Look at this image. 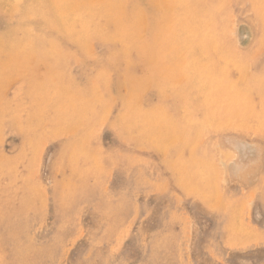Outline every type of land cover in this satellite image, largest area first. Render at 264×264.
<instances>
[{"label":"rangeland","instance_id":"rangeland-1","mask_svg":"<svg viewBox=\"0 0 264 264\" xmlns=\"http://www.w3.org/2000/svg\"><path fill=\"white\" fill-rule=\"evenodd\" d=\"M141 1L143 11L144 2L157 4ZM179 1L178 13L186 9L194 19L214 0ZM217 1L209 58L174 63L176 81L165 93L151 83L156 73L133 67L135 48H126L133 59L123 66L139 71L143 83L136 95L132 82L112 89L119 75L101 64L106 45L96 35L84 47L37 44L36 22L49 27L44 10L73 20L69 36L81 9L101 0L33 3L24 30L30 44L17 47L25 63L20 71L4 65L0 75V108L18 111L0 116V264H264V18L254 0ZM19 3L0 0V29L15 24ZM141 14L144 37L148 18ZM165 37L164 50H181L172 33ZM9 55L0 52L2 61ZM45 67L57 79L44 87L24 75ZM184 67L207 74L185 79ZM60 80L67 83H54ZM46 88L60 94L58 102L73 96L67 111L80 109L90 125L65 127L53 108L63 112V103L54 104L58 95ZM204 117V128L189 125ZM163 118L167 126L155 125ZM156 132L168 134L158 143ZM190 167L204 174L190 177Z\"/></svg>","mask_w":264,"mask_h":264},{"label":"bare ground","instance_id":"bare-ground-1","mask_svg":"<svg viewBox=\"0 0 264 264\" xmlns=\"http://www.w3.org/2000/svg\"><path fill=\"white\" fill-rule=\"evenodd\" d=\"M35 1L22 0V3H19L17 6L18 17L16 18L15 21H13L15 24L12 27H5L0 29V52L2 50H5L7 54H10L9 56H7L8 59L5 61H2L0 58V75L3 72V67H5L4 65H9L11 68L13 67L17 69L16 71H20L21 65H24L25 63L26 55H24L23 51L18 50L17 47L22 42H26L27 45L30 44L29 41H25L26 38L24 36V30L27 28L25 26V22L29 19L30 17L29 12L32 8H34V4L38 8H41L42 6L39 2L36 3ZM42 1H49V0H42ZM156 1H157L156 5H151L150 1L147 3L144 2L145 10L143 11V9H140V7H138L137 5L138 3L142 2L141 0H131V1L126 0V2H124L122 5L118 3L120 7L117 5L115 0H101L100 2L101 5L98 8H96L92 4V7L89 6L87 8L81 9L79 14H77V16L79 15L77 17V20L75 21L78 23L77 24L78 29L74 34L71 32L69 36L65 35V33L68 29L70 30L73 20L59 17L58 14L56 13H52L50 16L47 13V11L44 10L42 12V14H45L43 15L44 22L45 25L49 27L44 28L43 25H40L43 22L42 20H40L39 24L38 22H36L37 23L35 25L36 27H33V29L35 30V34L37 35L36 38L38 41L37 44L41 45L40 47H44L48 43L52 42L53 45L54 41L61 40L62 42H67L70 45L77 44L79 46L84 47L83 45L84 38H86V36H88L89 34L96 35L102 42V45L104 44L103 45L104 47L106 45V48L103 51V55L108 62L106 63L101 62V64L103 65V67L111 68L112 73H117L119 75L116 82L112 86V89H119L122 85H124L125 87H129L130 83L132 82L134 87L133 88L134 95H136L138 93V89L143 86L142 81L137 79L140 77V73L139 71H137L136 74H133L131 72L132 69H130V67L123 66V62L126 61L124 60L126 58L133 59V57H129L128 54L126 53L127 52L126 48H135L134 49L136 54L135 59L133 60V62L130 63L133 64V67H140V71L143 74H145L146 72L156 73L157 77L151 83L156 86L160 94L165 93L168 88L173 86L174 81H176L175 79L177 77V74H176V68H174L173 65L174 63L178 62L180 65L193 63L194 65L196 64L195 66H197V61L201 59L207 60L209 58L210 55V51H208L209 42L212 41V38L217 39L214 33L208 30L209 25L213 27L212 25L213 19L211 18L210 10L211 8L214 9V6L218 4V1L214 0L212 2H207V6L204 7L205 9H203L201 13H198L197 14L198 17H195L194 19L189 17L193 13L189 12L186 9L178 13L177 9L181 6L179 0L177 1L153 0L152 2L154 3ZM254 9L259 16L264 18V0H254ZM34 12L40 13V10ZM143 12L145 18H148L146 22L147 23L146 34L144 37L143 35H140V31H139L141 26H143V15L141 14ZM61 14L62 13H60V15ZM162 14L168 16L166 17L167 19L166 22H168L166 26L162 23L163 21ZM9 25L10 24H8L7 26ZM45 31L46 32L50 31L53 34L52 39L40 38L41 34L44 33ZM168 32L172 33L173 35V38L171 39V43L178 44V47L179 46L181 47V50L178 49L176 53H170L164 50V45L166 44L165 34ZM195 34L197 36L193 37V35ZM144 46H147L148 49H145ZM198 50L199 52H197ZM223 62H224L223 60H220V63L223 66H225ZM27 70L30 72V74L31 72H35V69H33L30 66H27ZM40 71H41L39 72L40 74L37 75L36 77H31L28 73H25L24 75L27 76L29 80H32L35 86H40V87L45 86L44 82L50 83L52 75H54V77L57 79L56 75L53 73L50 67L41 68ZM180 72L182 75H184L185 79H189V80L193 79V81L202 80L207 74L206 71H204L201 68L199 69V67H194L192 69L184 67V69L182 68ZM1 76H4V74H2ZM66 80L63 81L60 80L59 82H54V83H58V85L63 86L64 84L67 83ZM48 87L50 86L48 85ZM198 87L196 86V88ZM51 91H54V94L58 95L57 101L54 103L57 104V102L59 101L60 94H58V92H56L54 89L52 90L48 88H46L45 94L48 95ZM185 95L187 94L185 93ZM70 97L71 98L69 100L62 98V102H58V103H63L61 106L63 112H61L57 108V106L53 107L56 113V119L63 120L66 118L65 127H71L72 125L79 123L81 124V129H82L85 126L90 125L91 123L90 120L89 121L82 120V116H81L82 113L80 109H77L72 105L73 109L67 111L68 106L71 105V101H72L71 99L73 98V96ZM188 102H189L188 99H186L185 103ZM11 107L0 108V116L9 115L13 112H18V111H14V109H12ZM97 111L98 110L96 109L94 110V112L90 111V113L95 114ZM35 112L36 110H33L34 114ZM209 116L210 115H206V117ZM77 117H78V121L76 120ZM206 117L198 121H194L193 119H191L189 125L191 127L193 125L202 126V124H204L203 120ZM167 122L168 119L163 118L161 120H157L155 125H159V124L163 125L164 123V125L167 126L166 124ZM170 124L172 125L171 122ZM149 125L150 126L147 128V131L152 130L151 126H153L154 124L153 122H151V124ZM81 129L79 130L80 132ZM148 134L151 135L152 133H148ZM167 134L168 133L163 134L156 132L151 137L154 141L160 143L163 140H165ZM81 136L82 135L80 133L78 137L80 138ZM70 143L71 142H67L62 146L60 152L61 158L66 156L64 152L66 151ZM64 166L66 167V165ZM64 166L63 168H65ZM197 169H195L194 167H190L188 169L190 170L189 176L191 177L194 174L198 175L199 173L204 174V170L202 172L199 169L198 170ZM181 179L184 180L185 177Z\"/></svg>","mask_w":264,"mask_h":264}]
</instances>
